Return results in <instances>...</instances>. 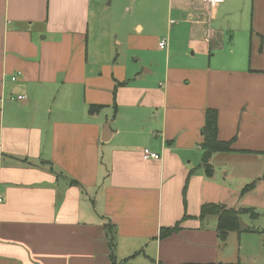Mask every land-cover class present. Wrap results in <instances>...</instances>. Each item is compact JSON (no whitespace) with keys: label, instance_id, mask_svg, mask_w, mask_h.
<instances>
[{"label":"crops","instance_id":"1","mask_svg":"<svg viewBox=\"0 0 264 264\" xmlns=\"http://www.w3.org/2000/svg\"><path fill=\"white\" fill-rule=\"evenodd\" d=\"M263 173L264 0H0V264H264Z\"/></svg>","mask_w":264,"mask_h":264},{"label":"trees","instance_id":"2","mask_svg":"<svg viewBox=\"0 0 264 264\" xmlns=\"http://www.w3.org/2000/svg\"><path fill=\"white\" fill-rule=\"evenodd\" d=\"M101 106L91 105L89 107V113H95L100 110ZM203 140L201 143V148L203 150L202 165L204 167V172L207 176L212 174V166L210 163L211 155L215 152H224L231 150L230 141H219L217 139V113L214 109H207L205 112V123L202 128ZM262 178L264 179V173ZM255 181L248 184L244 190H249L254 186ZM250 213L254 216L252 209L246 208H226L221 205L208 204L201 208V217L206 215H215L217 217V231L219 238L224 240L229 231L235 230L239 231L243 228L241 223V214ZM179 229V224L171 228L160 229L159 235L165 236ZM109 246L112 250L113 242L110 241ZM118 264L114 258L113 253H111V263Z\"/></svg>","mask_w":264,"mask_h":264},{"label":"built area","instance_id":"3","mask_svg":"<svg viewBox=\"0 0 264 264\" xmlns=\"http://www.w3.org/2000/svg\"><path fill=\"white\" fill-rule=\"evenodd\" d=\"M202 1L209 6H215L218 2H220L222 0H202ZM165 44H166V42L164 40L159 43L160 47H164ZM16 79H17V75H13L12 80H16ZM22 98H23V96H21V95L17 96V99H19V100ZM142 158L144 160H149V159L158 160V159H160V154L155 152V151H152L148 147H145L142 149Z\"/></svg>","mask_w":264,"mask_h":264},{"label":"rangeland","instance_id":"4","mask_svg":"<svg viewBox=\"0 0 264 264\" xmlns=\"http://www.w3.org/2000/svg\"><path fill=\"white\" fill-rule=\"evenodd\" d=\"M115 5V4H114ZM114 5L112 6V7H114ZM110 10V9H109ZM101 30H103V29H106L105 28V26H102L101 28H100ZM119 29V28H118ZM123 35H124V29H122V30H119V34H118V36H119V38H115V41H117L118 39H123ZM113 36H114V34H113ZM112 40V39H111ZM113 41H114V39H113ZM128 41H123V45H121V46H119L118 47V49H119V52L121 53V54H123V53H125V55H126V57H129V52H128ZM101 46L103 47V45L101 44ZM118 46V45H117ZM104 48V47H103ZM134 55H136V54H133V56ZM250 183V182H249ZM248 183V184H249ZM120 260V259H119Z\"/></svg>","mask_w":264,"mask_h":264},{"label":"water","instance_id":"5","mask_svg":"<svg viewBox=\"0 0 264 264\" xmlns=\"http://www.w3.org/2000/svg\"><path fill=\"white\" fill-rule=\"evenodd\" d=\"M103 139H105V138H103Z\"/></svg>","mask_w":264,"mask_h":264}]
</instances>
